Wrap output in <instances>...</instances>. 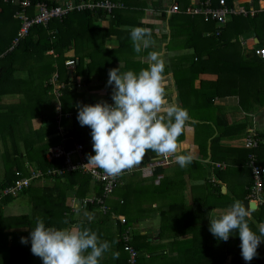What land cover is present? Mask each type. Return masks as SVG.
Returning <instances> with one entry per match:
<instances>
[{"label": "trees", "instance_id": "1", "mask_svg": "<svg viewBox=\"0 0 264 264\" xmlns=\"http://www.w3.org/2000/svg\"><path fill=\"white\" fill-rule=\"evenodd\" d=\"M30 1L32 6L38 2H45L48 6L60 5L55 0ZM88 1L97 0H75L73 3ZM176 1L181 4L179 5L182 10L188 4L187 0ZM204 1L198 0L197 3ZM209 1L212 6L220 4V0ZM224 1L232 6L236 0ZM261 1L264 3V0L243 2L246 8L253 6L255 14L251 16L233 13L225 23L226 27L221 30L214 29L215 21L206 22L203 17L192 18L181 14L182 12L174 13L167 18L170 29L167 49L192 50L190 71L194 74L215 75V78L201 80L199 88L193 86L195 75L190 76L187 82L191 89L196 91L194 101L199 102L197 109L195 104L194 109L190 110V112L194 111L190 115L195 119L197 113L199 114L197 124L202 134L209 130L214 132L210 123L213 117L210 115L217 117V108L213 107L216 97L235 94L240 105L249 111L259 105L264 107V58L255 53V48L252 49L255 38H258L259 42L264 41V8L261 7L263 4ZM129 2L130 0H125L124 4L121 2L122 6L115 8L110 15H106L101 9L74 10L61 20L52 19L46 26H33L27 36L12 46L20 29V20L15 15L19 8L18 0L14 2L0 0V138L3 142V149H0V169L3 172L0 180V217L3 216V221H0L2 232L0 258L3 253V264L34 263V258L37 256L31 252L30 242L22 243L21 237L29 236L38 219H43L48 226L58 228L71 227L81 222L91 227L94 224L101 225L119 215L114 210L110 211L112 207L109 208L107 204L118 185L110 194H106L103 183L93 178L88 171L92 168L102 169L89 161V156L94 154L90 127L81 126L77 120L78 105L96 103L102 99L92 98L86 94L83 91L84 82H79L75 75L79 76L86 71L87 77L84 81L88 83L93 73L99 70L97 76L99 86L106 92L103 97L112 101V87L107 84L109 70L112 67L106 59L97 60V54L101 50L100 45H96L91 39L97 37L104 40L115 34L120 40L118 44H121L118 49H124L123 40H131L129 33L133 23L120 19L127 7L131 6ZM30 12H33V7ZM165 12L167 11L161 12L164 17ZM103 20L108 21L106 27L97 25ZM199 21H203L206 25L204 29L198 27ZM205 31L213 32L210 36H205L203 35ZM181 33H184L186 38L183 40L184 46L178 47L173 43L179 39ZM241 39H245L250 45L246 55L241 47ZM88 45H91V50ZM115 49L106 50L113 53ZM70 50L74 51L75 56H72L76 59L73 78L68 75L64 65V62L72 57L68 55ZM46 51H50L51 54H46ZM245 57L251 58L245 60ZM86 59L89 62L84 63ZM147 66V63L135 60L126 63L125 67H121V71H139ZM55 71L57 76L54 82H51L50 79ZM18 72L26 74L20 77L17 75ZM55 85L60 87L56 88ZM9 94L21 96L17 103L3 104L2 96ZM184 98L190 96L185 94ZM49 111L50 115H47ZM210 118L212 119L209 120ZM33 119H38L41 124L39 128L33 127ZM216 124L220 125V123ZM250 128L246 139H250L254 146L239 147L234 150L247 156L246 160H249L250 153L253 154L256 165L264 168V131ZM60 129H64L66 133L63 132L62 135ZM31 134L34 136H30ZM219 139L220 136L216 133L211 137L210 154L213 158L217 157L218 148L224 152L231 149L221 147ZM206 142L204 140L199 143L202 149L204 147L206 149ZM74 143L83 146V166L60 172L59 168L64 164V158L58 157L49 161L48 150L53 145L69 148ZM203 153L205 155L204 151ZM143 160L145 164L156 162L146 155ZM32 165L42 174L40 172V175L33 178L28 185L22 186L18 193L2 196V191L14 185L17 179L31 174L29 168L33 167ZM127 175L122 176L121 180ZM209 182L203 196H193L194 201L190 203L184 198H180L179 202L174 200L177 194L169 201L167 209L160 213L161 227L155 235L159 239L158 242H154L151 235L149 237L138 235L134 227L138 225V216L129 217L127 211H123L117 225L118 243L123 247L121 239L123 232L126 230L134 232L135 247L151 253L150 258L147 259L139 251V264H264V243L259 246L258 255L252 261L246 262L241 256L238 231L235 233L237 235L230 236L227 241L217 240L209 231L210 217L215 218L220 215L217 209L230 208L236 201L248 200L253 184L251 176L240 193L237 191L222 193L220 185L216 186L213 180ZM154 189L155 195L162 194L168 199L169 187H165L163 191L157 187ZM22 195L29 197L32 204L31 208L29 207L30 212L4 218L7 216H4V207ZM93 198H95L93 201L88 200ZM161 208L162 206H157L152 210L159 212ZM92 209L101 213L100 219L95 223L73 218L74 214ZM261 222H264V202L252 211L249 218V225L254 230L257 228V223ZM172 231L175 233L173 234ZM166 233H169L172 239L161 242L167 236ZM136 237L143 239L141 244L136 243Z\"/></svg>", "mask_w": 264, "mask_h": 264}, {"label": "crops", "instance_id": "2", "mask_svg": "<svg viewBox=\"0 0 264 264\" xmlns=\"http://www.w3.org/2000/svg\"><path fill=\"white\" fill-rule=\"evenodd\" d=\"M19 1V0H18ZM62 4L67 0H55ZM75 1V0H70ZM115 2L123 3L125 0H113ZM173 2H177L176 0H130V5L123 12V17L120 20H129L128 22L133 23V27H143L151 32V46L149 49L142 51L141 53H135L134 46L131 40H123L124 49L119 50L118 47L121 44H118L120 40L117 39L115 34L110 35L104 40L101 38H92L93 42L96 45H100L98 52L97 60L106 59L109 61L111 67H118L119 64L121 67H125V64L128 62H132L135 60H141L148 64L147 57L149 52L153 50H157L161 54V58L166 61L165 63V74H166V84L168 85L169 97L175 96V98L179 101V103L190 110L194 109V105L196 104V109L198 103L196 100L194 101L193 97L196 95V91L191 89V86L188 85L189 77L195 75V80L193 86L195 88L200 87L201 80H209L210 78H215V75L209 73H199L194 74L190 71V56L192 50L189 49H167V45L170 42V29L168 23V17L173 14H168V9ZM198 2V0H187V3L183 9H186L188 6L194 5V3ZM121 3V4H122ZM181 5V4H180ZM126 8V7H124ZM162 10H166V16L164 17L161 12ZM184 15H188L192 18L198 16L203 17L207 22L212 19H206L202 14L191 15L187 13H181ZM199 20V19H198ZM214 21V20H212ZM108 24L107 20L99 21L97 25L101 27H106ZM214 29H223L226 27L218 22H213ZM130 27V28H133ZM199 28L206 27L203 21H199ZM213 31H205L203 35L210 36ZM186 38L184 33L180 34L178 40H176L173 44L176 46L183 47V40ZM97 39V40H95ZM98 40H100L98 42ZM242 40V39H241ZM246 40H242L241 47L244 49V53L246 55L247 50L250 49V45L245 42ZM255 45H252V49L258 48L260 45H264L263 42H259L258 38H255ZM92 42V43H93ZM91 43V42H90ZM263 43V44H262ZM90 50L91 45H88ZM116 48V49H115ZM115 51L108 52V50ZM46 54H51L50 51H46ZM135 54V55H134ZM56 55V54H55ZM69 56H75L74 51L70 50L68 52ZM70 57V59L74 60L72 67H68L65 62L66 71L70 77L73 78V74L75 73V57ZM259 56V55H258ZM250 59L251 57H245V60ZM89 62L88 59L84 61V63ZM103 62V61H102ZM193 69V68H191ZM57 72V71H55ZM99 70L93 73V76L89 80V82H85L84 79L87 77L86 71L81 75H75L76 79L79 82H84L83 91L88 94L92 98H100L102 100L109 101L106 97H103L106 92L99 86L98 74ZM26 73L18 72L17 75L23 77ZM189 78V79H188ZM187 79V80H183ZM186 82V83H185ZM82 84V83H81ZM181 84V85H180ZM180 85V86H179ZM187 94L190 98H184V95ZM21 95L19 94H9L2 96L3 104H11L17 103ZM213 107L217 108V117L214 115H210L212 118L213 130H209L201 133V128L194 125L193 129L188 132L186 135L180 137V140L183 143V147L186 150H189L193 154V160L190 164L185 167H180L179 164L175 162L173 156L161 157L154 152L149 151L146 153V157L151 158L156 161L154 163L145 164L142 159L141 163L135 166V169L132 174L124 177L117 185L114 194L107 201L109 205L110 211L114 210L117 218H112L111 220L106 221L105 223L98 225L94 224L89 227L93 231L97 232L102 240H107L111 243V249L108 253L105 254L104 258L101 261V264H128V254L124 250L121 244L118 243V220L123 211H127L129 217L138 216L139 222L138 225H134L137 229V233L140 236H152L154 242H158L159 239L156 238V234L161 227V212L167 209V205L170 203L169 201L180 200V198H184L188 203L192 202L194 197H202L205 193L206 186L214 178L213 182L216 186L220 185L221 192L226 193L227 191L235 192L237 191L236 187L234 188V182L240 181V188L242 189L250 180L251 169L248 165V161L246 160L245 155L237 152L234 148L246 147V139L248 137V129L253 127L257 131H264V107L256 106L255 109L249 111L244 109L239 102V99L235 94L227 95L224 97H216L213 102ZM191 107V108H190ZM195 109V110H196ZM194 112V111H191ZM190 112V113H191ZM197 116L195 117L196 121L199 119ZM253 118V119H252ZM255 119V120H254ZM224 120L223 122H217ZM216 123H220L217 125ZM39 121L33 122L34 128L40 127ZM235 126H238L235 128ZM65 130L60 129L59 132H62L64 135ZM64 132V133H63ZM218 134L220 136L219 145L225 148H231L225 150L218 148L217 157H211L210 154V143L211 137L214 134ZM64 139L67 138L64 136ZM207 141L206 149H202V145L199 144L202 141ZM63 143V142H62ZM58 145V144H57ZM54 146V145H53ZM52 147V146H51ZM50 147V148H51ZM249 147V146H248ZM49 148V149H50ZM0 149H3V142L0 138ZM205 152V155L203 153ZM250 155L249 154L248 158ZM244 157V159H242ZM48 158V157H47ZM237 160V162H236ZM34 165V164H33ZM32 165V166H33ZM1 167V164H0ZM29 170L35 171V166L30 167ZM30 171V172H31ZM205 171V172H204ZM2 170L0 169V180L2 179ZM221 177V178H219ZM208 180V181H207ZM162 181V182H161ZM161 182V183H160ZM168 183V184H167ZM166 184V185H165ZM170 185V186H168ZM244 185V186H243ZM155 187L164 190L165 187H169L170 190L167 193L166 198L165 195L162 194H154ZM94 193V192H91ZM176 198V199H175ZM200 199V198H199ZM194 201V200H193ZM250 201V200H248ZM243 202V201H242ZM241 202V203H242ZM253 202V201H252ZM255 203V202H254ZM31 202L29 201L28 195H22L21 197L10 202L8 206L12 209L16 208V213H10L6 211V207H4L3 212L5 213L4 218L11 217L10 215H21L25 213H29L31 208ZM256 207L252 208V211L258 208V205L255 203ZM157 206H162L161 210L154 211L152 209ZM229 210V208H220L217 211L222 214ZM101 213L95 209L89 211H81L77 214L73 215V218H77L78 221L84 219L87 221L88 216H92L94 223L100 219ZM9 215V216H8ZM113 216V215H111ZM123 218H125L123 216ZM135 218V217H134ZM3 216L0 217V221H3ZM126 219V218H125ZM149 221H153L152 224H148ZM264 223V222H261ZM257 223V227L259 224ZM78 224V223H77ZM76 225V224H75ZM73 226V225H72ZM133 228V227H132ZM0 233H2L0 231ZM129 232L130 234V244L138 250L133 244L134 241V232ZM174 234L175 232L172 231ZM166 237L161 242H167L172 239L169 233H166ZM110 236V237H109ZM177 238V235H175ZM10 239V237H8ZM136 243L141 244L143 239L136 237ZM9 241V240H8ZM145 256V258H150V252L147 250L141 249L138 250ZM117 252V256H113L112 253ZM3 253L1 254L0 264H3ZM33 264H42V260L40 257L34 258ZM228 262V261H227ZM229 263V262H228ZM139 264V263H138Z\"/></svg>", "mask_w": 264, "mask_h": 264}, {"label": "clouds", "instance_id": "3", "mask_svg": "<svg viewBox=\"0 0 264 264\" xmlns=\"http://www.w3.org/2000/svg\"><path fill=\"white\" fill-rule=\"evenodd\" d=\"M130 39L136 53L149 49L151 32L133 27ZM148 66L139 71L109 70L107 84L112 87L111 100L78 105L77 120L91 129L93 153L89 161L110 176L139 165L149 151L161 157L173 156L180 167L193 160L191 151L183 147L180 137L198 123L175 96L169 97L165 63L157 50L149 52ZM252 206L234 202L229 210L210 217L209 231L220 241H227L238 231L241 256L250 262L264 243V223L254 230L249 225ZM92 216L87 217L91 222ZM22 243L31 245V252L42 264H101L111 243L102 240L84 222L67 228L46 225L38 219ZM117 256V252L112 253Z\"/></svg>", "mask_w": 264, "mask_h": 264}, {"label": "built area", "instance_id": "4", "mask_svg": "<svg viewBox=\"0 0 264 264\" xmlns=\"http://www.w3.org/2000/svg\"><path fill=\"white\" fill-rule=\"evenodd\" d=\"M4 2H14V0H3ZM249 0H236L232 6L226 4L224 0H220V4L217 6H212L209 0H205L204 2L194 3L192 6H188L186 9H181L180 5L177 2H173L168 9V14L174 13H187L191 15L202 14L206 19H212L222 26L227 22L233 13H242L244 15L250 14L253 16L255 14V9L253 6L246 8L243 5V2ZM261 3H263L261 1ZM19 8L16 10L15 15L20 20V29L16 38L13 40V45H16L19 40L27 36L30 29L35 25H43L46 26L52 19H63L70 12L77 10H103L106 15H110L115 8L121 7L122 4L119 2H115L113 0H97L94 2H81L79 4L73 3V1L67 0L66 2L56 5V6H48L45 2H38L34 6L30 0H19L18 1ZM31 7H33V12H30ZM264 8V3L261 5ZM255 53L260 57L264 58V47H258L255 49ZM74 63L73 59H69L65 61V64L68 67H72ZM57 76V72H54L51 82H54L55 77ZM56 88H59L60 85H55ZM246 145L249 147H253L254 143L247 139ZM66 146H53L48 150L47 157L48 160L51 161L53 158L63 157L64 164L59 168L60 172L64 170H72L77 167L83 166V146L80 143H74L69 148H65ZM74 158L76 160L74 161ZM248 165L251 169V178L253 180L252 188L250 194L248 195V200L255 202L257 205L263 204L264 202V168L262 166H258L255 163L254 155L249 156ZM134 168V167H133ZM125 170L123 174L119 176H110L105 173L103 170H99L97 168L87 169L93 175V178L100 180L104 186V192L106 194H110L115 186L121 181L122 176L131 174L134 169ZM41 172V171H40ZM38 171H32L28 177H22L15 181V184L9 186L4 191H2V196L8 193L15 194L22 188V186H26L30 183V181L38 177L40 175ZM54 170L52 169V173ZM42 174V172H41ZM214 180V178H212ZM1 197V196H0ZM93 199H88L89 201H93ZM123 248L128 254L127 262L128 264H138V251L130 244V234L129 231L126 230L123 232L122 237Z\"/></svg>", "mask_w": 264, "mask_h": 264}, {"label": "rangeland", "instance_id": "5", "mask_svg": "<svg viewBox=\"0 0 264 264\" xmlns=\"http://www.w3.org/2000/svg\"><path fill=\"white\" fill-rule=\"evenodd\" d=\"M263 111V110H262ZM47 115H50V111L49 112H47ZM253 119V118H252ZM255 120V119H254ZM38 121V119H33L32 120V122H37ZM30 136H34V134H31ZM76 160V158H74V161ZM205 172V171H204ZM240 184H241V182L240 181H235L234 182V188L236 187V189H237V193L241 190V188H240ZM240 193V192H239ZM6 211L7 212H12V213H16V208L15 209H12L10 206H8V207H6ZM153 223V221H149V223L148 224H152ZM110 237V236H109Z\"/></svg>", "mask_w": 264, "mask_h": 264}, {"label": "water", "instance_id": "6", "mask_svg": "<svg viewBox=\"0 0 264 264\" xmlns=\"http://www.w3.org/2000/svg\"><path fill=\"white\" fill-rule=\"evenodd\" d=\"M242 203H243L244 205H246V206H247L248 204H251L252 208H255V207H256L255 203L252 202V201L244 200Z\"/></svg>", "mask_w": 264, "mask_h": 264}]
</instances>
